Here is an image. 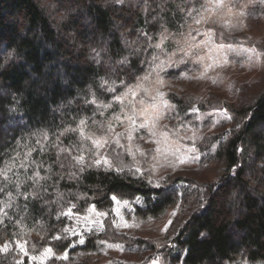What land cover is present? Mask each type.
Wrapping results in <instances>:
<instances>
[{"label": "trees", "instance_id": "16d2710c", "mask_svg": "<svg viewBox=\"0 0 264 264\" xmlns=\"http://www.w3.org/2000/svg\"><path fill=\"white\" fill-rule=\"evenodd\" d=\"M202 2L0 0V264H91L82 253L104 241L134 255L108 264H144L154 252L162 264H264V72L231 98L194 106V94L169 95L183 122L195 124L197 112L210 122L220 108L228 116L198 142L197 165L159 187L131 164L96 166L82 143L81 128L103 118L114 87L148 73L160 40L186 30ZM240 3L246 32L216 26L214 38L256 47L264 65V36L252 32L264 30V0ZM188 64L164 78L183 81L196 71ZM113 197L142 218L180 213L162 239L133 237L115 228ZM90 205L106 216L81 242L66 212Z\"/></svg>", "mask_w": 264, "mask_h": 264}, {"label": "rangeland", "instance_id": "374dc122", "mask_svg": "<svg viewBox=\"0 0 264 264\" xmlns=\"http://www.w3.org/2000/svg\"><path fill=\"white\" fill-rule=\"evenodd\" d=\"M239 1L203 0L186 30L174 36L165 35L160 40L165 48L160 46L154 58L155 64L148 73L119 89L114 87L115 95L111 105L102 112L103 118L81 128L82 143L89 161L107 159L108 163L102 162L101 165L114 168H131L133 165L137 173L154 185H159L167 174L191 170L197 165L198 142H202L214 126L220 127L221 116L227 117V112L221 108L210 112L213 119L210 117L211 121L207 123L203 121L208 116L202 118L197 112L195 124L183 122L168 97L171 93L194 94L197 98L194 106L214 95L231 98L241 83L252 81L264 72L261 53L256 47L230 45L214 38L216 26H221L227 33L246 32L244 9L242 3L238 6ZM260 27L253 24L252 32L264 36ZM186 63H189V69L194 67L196 70L188 78L176 83L164 78L163 72L167 67ZM113 201L115 228L133 237L162 239L165 225L180 213L175 207L157 217L142 218L130 212L128 201L116 197ZM66 214L68 233L78 236L79 241L86 232L100 231L106 216V212L94 205L84 212L68 209ZM83 253L91 264H108L134 256L123 245L106 241L101 242L95 251ZM57 255L66 258L68 253L64 251ZM162 259L158 252H154L144 264H162Z\"/></svg>", "mask_w": 264, "mask_h": 264}, {"label": "snow or ice", "instance_id": "6c2138e0", "mask_svg": "<svg viewBox=\"0 0 264 264\" xmlns=\"http://www.w3.org/2000/svg\"><path fill=\"white\" fill-rule=\"evenodd\" d=\"M142 2H143V0H142ZM115 3L118 4V5H120L121 7H123V6L125 5V3H126V0H115ZM157 47H159V45H157ZM85 102H86V103H89L88 101H85ZM90 103H95V101H91ZM80 123L83 124L84 121H81ZM141 127H143V125H141ZM118 142H119V141H117V143H118ZM94 143H97V144H98V142H94ZM102 162H103L104 164H107V163H108L107 159H105V160H103V161L97 159V160L94 161V164H95L96 166H100ZM157 187H159V185H157ZM173 215H175V213H174ZM171 224H172V221L169 220V221H168V224L165 225V228L163 229V231L167 232L168 227H170ZM57 238H59V237H57ZM81 242H82V241H81ZM48 251H51V249H48Z\"/></svg>", "mask_w": 264, "mask_h": 264}]
</instances>
